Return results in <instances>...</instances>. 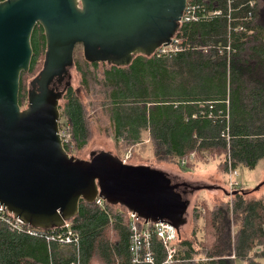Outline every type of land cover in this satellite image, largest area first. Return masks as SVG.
I'll list each match as a JSON object with an SVG mask.
<instances>
[{"label":"trees","instance_id":"16d2710c","mask_svg":"<svg viewBox=\"0 0 264 264\" xmlns=\"http://www.w3.org/2000/svg\"><path fill=\"white\" fill-rule=\"evenodd\" d=\"M188 2L199 6V19L181 24L177 52L142 54L128 67L89 63L81 54L75 59L79 84L59 105L60 132L70 136L64 146L71 156L89 146L95 124L127 149L148 137L158 162L182 168L209 158L223 160L227 173L229 162L235 169H255L264 160V0ZM46 42L37 25L30 71L21 75L23 109L27 78L42 70ZM237 191L213 206L196 202L193 229L185 238L178 232L172 264H264V197ZM79 212L68 223L78 240L72 244L0 220V264H150L133 262L126 208L81 201ZM150 249L154 264H166L167 247L156 235Z\"/></svg>","mask_w":264,"mask_h":264},{"label":"water","instance_id":"95a60500","mask_svg":"<svg viewBox=\"0 0 264 264\" xmlns=\"http://www.w3.org/2000/svg\"><path fill=\"white\" fill-rule=\"evenodd\" d=\"M187 5L188 0L0 3V206L44 231L64 228L80 213L81 201L94 204L98 197L146 222L170 223L178 232L189 222L190 202L161 169L127 164L108 152L92 153L89 160L71 156L60 132L59 109L72 86L78 45L89 63L128 67L136 56H153L172 43ZM37 25L44 29L47 49L23 109L21 75L30 71ZM55 83L63 90L53 89Z\"/></svg>","mask_w":264,"mask_h":264},{"label":"rangeland","instance_id":"374dc122","mask_svg":"<svg viewBox=\"0 0 264 264\" xmlns=\"http://www.w3.org/2000/svg\"><path fill=\"white\" fill-rule=\"evenodd\" d=\"M75 53L74 61L75 59H81L80 54L82 56L84 55L82 45H78L76 47ZM70 73L72 75V86L77 87L79 84V76L76 72V68L74 67L71 69ZM32 80L33 78H27L26 85L28 86V89H30L29 87ZM25 108H27V105ZM92 134L93 136L88 144L89 146L83 149L77 158L89 160L92 153L98 154L101 152H108L118 158H121L124 162L127 161V164L146 165L159 170L161 169V171H164L169 175L173 184L183 183L191 186L187 195L183 196L184 200L190 202V207L186 216L189 222L181 228L180 233L184 238L188 237L193 229L194 224L192 223V213L196 202L205 206H213L219 201L225 200L226 198L231 199L232 197L231 195L225 193V191L230 193L231 188L229 187L228 180L230 179L229 167L227 173L222 170L221 164L223 163V160L217 159L209 161L208 158V163L206 164L198 163L193 167L182 168L176 163L170 164L158 162L153 155L148 137L145 138L143 144L127 149L123 145L121 146L117 144L115 139L110 134H107L103 128L98 127L95 124L93 125ZM68 139H70V136ZM236 169L239 173V176L235 179L238 186L235 190H233V192L244 189L245 191L252 192V196L257 198L264 197V160H261L255 169H247L244 167ZM206 186L220 187L221 189H206L204 188ZM130 212L131 211H129V213ZM141 219L144 220L143 218ZM150 228L154 227L149 226V228L143 229L150 230ZM174 244L175 243L172 244L173 247H175ZM177 251L178 249L176 248V254Z\"/></svg>","mask_w":264,"mask_h":264},{"label":"built area","instance_id":"2783aa9c","mask_svg":"<svg viewBox=\"0 0 264 264\" xmlns=\"http://www.w3.org/2000/svg\"><path fill=\"white\" fill-rule=\"evenodd\" d=\"M199 6L195 5L193 2H188L187 8L184 12V16L182 18L181 24L190 23L197 21L199 19ZM179 41L175 37L172 43L169 46H164L157 51V54H169L175 53L179 50L178 47ZM63 142L67 141L69 136L67 134L62 133ZM127 163V161H125ZM229 187L231 188V192L235 190L238 186L235 180L238 176V170L233 168L231 162H229ZM96 204L98 206L103 207L106 203L102 198L98 197L96 199ZM130 252L133 257L134 263H140L141 261L147 262L150 264H154V256L151 252V240L152 236L156 235L160 238L163 243L166 245L168 250V259L165 262L166 264H172L173 258L176 254V248L173 247V243L177 240V232L172 224L170 223H150L146 222L138 216V214L130 212ZM0 220L4 221L11 228L24 231V228H27L26 232L32 236H45L48 241H58L61 244H72L74 242H78L77 238L73 235V233L69 230V224H67L64 228L67 229L66 233H51V235H47V231L41 229H34L29 226L24 225L20 220L15 218L11 213L7 211V209L3 206H0ZM150 228V230H145L143 228ZM49 231V230H48ZM75 264V263H73ZM80 264V263H76Z\"/></svg>","mask_w":264,"mask_h":264},{"label":"flooded vegetation","instance_id":"af4514ba","mask_svg":"<svg viewBox=\"0 0 264 264\" xmlns=\"http://www.w3.org/2000/svg\"><path fill=\"white\" fill-rule=\"evenodd\" d=\"M55 87H60V84L59 83H55L53 86H52V88L54 89ZM181 186H180V188L178 189V192H180V194L182 195V196H185V195H187V193L190 191V185H187V184H180Z\"/></svg>","mask_w":264,"mask_h":264},{"label":"bare ground","instance_id":"6f19581e","mask_svg":"<svg viewBox=\"0 0 264 264\" xmlns=\"http://www.w3.org/2000/svg\"><path fill=\"white\" fill-rule=\"evenodd\" d=\"M173 227H174V226H173ZM174 228H175V227H174ZM181 228H182V227H181ZM181 228H180V229H181ZM175 230H176V232H177V234H178V230H177L176 228H175ZM177 234H176V235H177ZM177 236H178V235H177Z\"/></svg>","mask_w":264,"mask_h":264}]
</instances>
